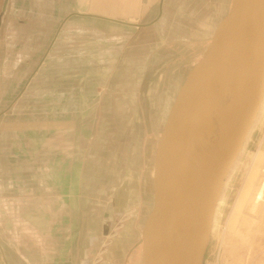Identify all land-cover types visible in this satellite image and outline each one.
I'll return each instance as SVG.
<instances>
[{
    "label": "rangeland",
    "instance_id": "obj_1",
    "mask_svg": "<svg viewBox=\"0 0 264 264\" xmlns=\"http://www.w3.org/2000/svg\"><path fill=\"white\" fill-rule=\"evenodd\" d=\"M229 5L205 0L203 32L175 11L161 33L144 18L123 24L126 17L113 14L63 23L37 16L11 35L17 57L0 76V118L18 121L34 154L32 264H140L159 133ZM263 177L264 91L202 264H264V192L255 200Z\"/></svg>",
    "mask_w": 264,
    "mask_h": 264
},
{
    "label": "water",
    "instance_id": "obj_2",
    "mask_svg": "<svg viewBox=\"0 0 264 264\" xmlns=\"http://www.w3.org/2000/svg\"><path fill=\"white\" fill-rule=\"evenodd\" d=\"M263 91L264 0H230L202 56L179 86L159 133L151 206L140 227V264H202L226 177ZM209 128L214 137L205 148L197 197L174 223L173 194L187 197L185 174Z\"/></svg>",
    "mask_w": 264,
    "mask_h": 264
},
{
    "label": "crops",
    "instance_id": "obj_3",
    "mask_svg": "<svg viewBox=\"0 0 264 264\" xmlns=\"http://www.w3.org/2000/svg\"><path fill=\"white\" fill-rule=\"evenodd\" d=\"M3 5L4 0H0L1 77L8 59L11 62L12 55L17 57L16 49L13 51L11 48V35L34 24L37 16H61L57 21L63 23L62 19L66 17L81 20L86 16L96 20L104 15H124L127 20L120 21L123 24L144 18L148 26L152 25L153 30L161 33L168 24L174 23L171 15L177 11L178 17L189 14L192 23L199 21L201 31H205V0H6L4 9ZM176 23L181 24L182 21L176 20ZM61 25H57L56 30ZM77 25L81 31V22ZM204 37L205 34L202 39ZM14 62L15 69L17 59ZM6 73L10 78L11 67ZM6 105L9 106L6 110L11 111L10 105ZM23 133L18 131L17 120L0 118V264H32L28 256L33 251L34 154L29 149L28 135L24 139ZM46 137L48 139V134ZM19 189L25 193L20 199Z\"/></svg>",
    "mask_w": 264,
    "mask_h": 264
},
{
    "label": "bare ground",
    "instance_id": "obj_4",
    "mask_svg": "<svg viewBox=\"0 0 264 264\" xmlns=\"http://www.w3.org/2000/svg\"><path fill=\"white\" fill-rule=\"evenodd\" d=\"M249 79L250 76L249 74H247L245 77L246 84L249 82ZM213 137H214V130L212 128H209L207 130L205 137L201 140V149L193 154L192 162L188 165L185 174V183L188 191L187 197L183 198L182 196L173 194L174 223L179 222L183 218L186 212L185 210L188 209L187 205L192 200L194 201L197 197L196 195L197 181H198V175L200 174L205 161V151H206L205 148L208 147L209 145L208 143L213 139ZM263 192H264V177L256 194L257 196L255 200L262 199Z\"/></svg>",
    "mask_w": 264,
    "mask_h": 264
}]
</instances>
